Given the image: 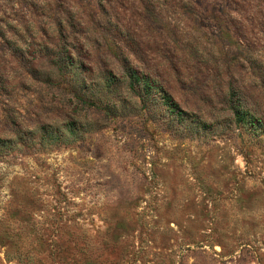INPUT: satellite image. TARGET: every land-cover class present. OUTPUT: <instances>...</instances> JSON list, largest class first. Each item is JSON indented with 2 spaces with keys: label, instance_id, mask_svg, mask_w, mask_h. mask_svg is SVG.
Returning <instances> with one entry per match:
<instances>
[{
  "label": "rangeland",
  "instance_id": "1",
  "mask_svg": "<svg viewBox=\"0 0 264 264\" xmlns=\"http://www.w3.org/2000/svg\"><path fill=\"white\" fill-rule=\"evenodd\" d=\"M0 264H264V0H0Z\"/></svg>",
  "mask_w": 264,
  "mask_h": 264
},
{
  "label": "trees",
  "instance_id": "2",
  "mask_svg": "<svg viewBox=\"0 0 264 264\" xmlns=\"http://www.w3.org/2000/svg\"><path fill=\"white\" fill-rule=\"evenodd\" d=\"M130 77H131L130 88L138 93L142 101H145L147 97L146 91L148 92L150 89H152L149 80L146 79L144 82H142L135 73H131ZM137 84H138V88L136 87ZM165 100L169 104L171 102V97L168 95L165 97ZM5 145L6 144H4V146Z\"/></svg>",
  "mask_w": 264,
  "mask_h": 264
}]
</instances>
